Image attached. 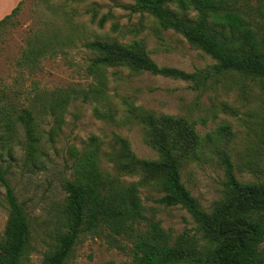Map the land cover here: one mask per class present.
<instances>
[{"label":"trees","instance_id":"obj_1","mask_svg":"<svg viewBox=\"0 0 264 264\" xmlns=\"http://www.w3.org/2000/svg\"><path fill=\"white\" fill-rule=\"evenodd\" d=\"M249 7V0H133L129 6L133 13L153 16L161 29L181 34L192 46L210 55L215 63L187 72L160 66L143 40L123 42L98 37L85 44L93 53L85 69L91 80L86 85L43 92V125L47 116L54 118L51 129L43 126V147L56 141L69 106L80 100L97 103L94 113L100 119L140 124L147 143L159 157H138L129 139L117 133L108 143L93 134L83 148L71 146L68 149L70 176L63 182L65 230L58 235L54 248L46 252L42 264H70V256L81 235H100L105 231L113 237L131 240L136 264H264V168L256 166L262 178L241 180L238 177L227 146L220 147L224 135L229 139L232 133L230 125L202 135L197 128L198 120L158 113L126 98L123 103L127 114L117 120L120 110L109 93L108 70L119 67L131 73L149 72L184 80L197 91L214 89L224 77L233 74L264 80V35L248 18ZM18 10L19 6L0 20V29ZM96 15L94 12L93 19ZM106 20L107 16H102L98 24L104 26ZM117 27L115 24L114 29ZM132 31L136 33L140 29ZM37 41L38 44L30 41L18 60L20 66L32 72L39 69L40 58L53 54L56 36L41 34ZM225 106V111H232L231 106ZM39 111L33 103L18 108L0 98V121L10 134L19 126L24 127L31 153L41 144ZM201 121L206 123L205 118ZM209 149L217 152L226 179L222 196L207 210L184 183L182 171ZM102 158L111 162L113 171L102 166ZM254 165L253 160L246 162L250 168ZM6 174L0 163V180L6 187L9 207L6 228L0 238V264H27L31 249L29 216ZM137 175L159 188L160 203L186 209L196 223V232L187 230L174 236L161 220L148 216L141 197V183L123 181V176Z\"/></svg>","mask_w":264,"mask_h":264},{"label":"rangeland","instance_id":"obj_2","mask_svg":"<svg viewBox=\"0 0 264 264\" xmlns=\"http://www.w3.org/2000/svg\"><path fill=\"white\" fill-rule=\"evenodd\" d=\"M264 0H249L248 18L264 35ZM133 0H0V20L19 6L12 20L0 29V98L20 108L36 105L42 137L35 153L30 152L24 127L10 134L0 121V163L19 200L25 205L31 226V249L27 264H42L46 252L54 248L64 229L62 205L66 193L63 182L70 176L71 146L83 148L93 134L110 142L115 133L129 139L140 158L157 159L158 152L146 141L138 123L110 122L94 113L97 103L75 101L65 115V123L56 141L43 147V126L52 128L54 118L47 116L43 125V92L78 84L91 78L85 73L93 53L86 42L98 37L116 38L123 42L143 40L151 57L160 66L175 67L187 72L203 69L215 60L192 46L174 30L161 29L153 16L133 13ZM94 12L97 14L93 19ZM107 16L104 26L98 21ZM118 24L117 29L114 25ZM132 29H140L139 32ZM41 34L56 36L55 50L40 58L36 72L18 64L30 41L38 44ZM109 93L119 108L117 120L127 114L123 99L158 113L185 115L198 120L202 135L215 133L230 125L229 139L224 135L220 147L227 146L241 180L262 178L264 168V80L239 74L227 75L214 89L197 91L190 82L154 75L131 73L127 68H111ZM225 104L232 111H225ZM101 109L105 108L101 106ZM206 123H202V119ZM107 148V145H105ZM44 149V153H43ZM253 160V168L246 162ZM102 166L113 171L112 164L102 158ZM257 166V167H256ZM182 179L202 206L210 210L223 193L225 171L217 152L209 149L201 159L192 161L182 171ZM129 183L139 181L148 216L161 220L174 236L196 232L190 213L180 206H166L154 183H145L140 176H123ZM9 217L6 187L0 180V238ZM131 240L113 237L108 232L83 234L70 256V264H136ZM264 248V244H263Z\"/></svg>","mask_w":264,"mask_h":264}]
</instances>
